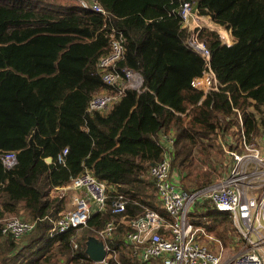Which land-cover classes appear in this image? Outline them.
<instances>
[{
	"label": "trees",
	"instance_id": "16d2710c",
	"mask_svg": "<svg viewBox=\"0 0 264 264\" xmlns=\"http://www.w3.org/2000/svg\"><path fill=\"white\" fill-rule=\"evenodd\" d=\"M88 1L105 13L76 0H0V156H16L11 167L0 157V217L37 220L25 243L7 239L17 250L12 264H44L55 249L69 248L73 228L50 231L61 207L49 193L84 169L114 186L109 205L117 193L127 197L130 219L148 208L163 215L148 170L163 158L165 140L173 139L171 169L185 172L193 154H206V145L214 144L220 119L225 128L236 125L234 109L247 133L258 136L264 124V0H189L234 39L226 44L216 30H199L219 83L207 93L190 83L204 61L187 44L179 16L186 0ZM114 34L124 39L118 69L138 72L142 85L126 88L106 110L89 112L92 95L111 89L96 64ZM209 209L192 222L209 230L215 226L207 218L231 222L228 213ZM112 215L109 208L90 216L76 255L89 260L84 240ZM119 257L122 264H141L127 251Z\"/></svg>",
	"mask_w": 264,
	"mask_h": 264
},
{
	"label": "built area",
	"instance_id": "2783aa9c",
	"mask_svg": "<svg viewBox=\"0 0 264 264\" xmlns=\"http://www.w3.org/2000/svg\"><path fill=\"white\" fill-rule=\"evenodd\" d=\"M77 3L82 8L105 13L95 2L77 0ZM179 16L182 26L189 31L188 46L204 61L201 74L191 80V86L203 93L217 90L219 83L210 67V52L198 37L203 26L201 16L189 0L182 2ZM123 43L122 35L114 34L108 51L99 58L96 67L102 81L111 89L92 95L87 111H104L119 99L126 88L141 87L142 78L138 72L117 67V62L124 55ZM234 111V134H230L225 125L215 130V137L226 159V172L198 190L187 192L172 182L170 161L173 139L165 140L166 152L161 160L150 166L148 175L154 182L157 199L166 215L148 208L142 216L130 221V231L126 234L133 255L139 262L158 260L161 264H264V124L259 135L253 136L244 128L242 113L237 109ZM66 152L63 149L58 155V162L63 160ZM0 157L6 167L16 162L14 152H6ZM68 187L81 190V193L73 196L71 209L58 215L50 230L52 234L85 226L92 214L91 203H95L99 210L108 206L113 214L124 215L126 212L127 197L117 193L109 205L106 182L89 170L84 169L73 177ZM197 204H206L211 209L229 214L236 231L234 244L237 249L228 257L224 258L222 243L213 237L206 225L192 222L190 213ZM36 222V219L4 215L0 217V232L19 238L31 232ZM113 229L114 223L109 221L98 231V235L108 239ZM212 243L219 246L214 249ZM73 245L77 246L76 242ZM105 251L106 257L89 264H121L117 259L118 253L110 244L105 245Z\"/></svg>",
	"mask_w": 264,
	"mask_h": 264
},
{
	"label": "crops",
	"instance_id": "0c3cea01",
	"mask_svg": "<svg viewBox=\"0 0 264 264\" xmlns=\"http://www.w3.org/2000/svg\"><path fill=\"white\" fill-rule=\"evenodd\" d=\"M200 16H201L200 21L202 22L203 26L209 27L211 29H213V28L217 29L218 27H222V26L214 23L211 20L209 15H200ZM216 31L219 33L221 41H223V43L228 44V42H229L228 40H229L230 36L228 38H226L228 40H225L226 35H224L220 30H216ZM226 33H227V31H226ZM231 41L232 40L230 39V43H231ZM219 124H220V122H219ZM214 141L217 142V138L215 136H214ZM170 149H172V147H170ZM86 170H88V169H86ZM183 175H184V172L171 169L170 177H171L172 182L174 184L180 186L182 189H183V187L181 185V180H182ZM68 186H69V181L62 186L55 187L49 193L50 197H57L58 198V200H57L59 203L58 205H59V207H61V209H59V211H58V215L62 212H65V211L71 209L73 206V204H72L73 196L76 193H81V190L71 189ZM107 187H108V189H112L114 186H112V185L108 186V184H107ZM159 205H160V202H159ZM160 208H161V205H160ZM91 209H92L91 215H93L96 213L104 212L105 210L107 211V209H109V207L107 206L106 208L99 210V207L95 203H91ZM163 213H164L163 215H166L165 212H163ZM5 214L8 215L10 213H5ZM24 214H23V216H24ZM111 214H113V213H111ZM21 218H23V217H21ZM23 219L28 220V219H33V218L26 215ZM111 219H112V222L114 223V229L110 235V238H108V239L100 238L98 235V231H99L98 230L95 234L91 233V234L87 235L86 239L84 240V245H85L84 246L85 247L84 253L88 257L89 260H85L82 257H79L78 255H76V251L78 249H80L79 245H80V242L82 239V231H83V228H85V227H81V228H73L75 230V234H73L74 238L71 240V244L69 245V248L63 249V250L55 249L53 251V255L49 256L48 260H46L44 264H79L80 261H87L90 263L91 260H90L89 256L86 254L85 250H86V241L91 236L96 237L99 241L103 242L104 248H105L106 244H110V246H112L114 248V250L118 253L117 259H119L120 262H121V259L119 257V254L124 252V251H127L133 258H135V256L133 255V249L128 244L127 239H126V234L129 231V223L132 219H130L126 214H124V215L113 214ZM53 224H54V222H53ZM79 230H82V231L79 232ZM31 232H29V233L31 234ZM29 233L24 234L23 236L17 238V237H14L12 235H4L0 232V257L2 255L4 258H6L5 261L9 264L10 258L14 255V252L15 253L17 252V250L15 249V246L11 247L8 245L7 239H10L15 244L20 245L21 243H23V242L25 243L26 240H28L27 237L30 236ZM10 240H8V241H10ZM73 242H76L77 246H74ZM111 244L116 245V247H114ZM57 252H59V253H57ZM104 257H106V253H105ZM0 264H4L1 261V259H0ZM10 264H12V263H10ZM112 264H115V263H112ZM121 264H122V262H121Z\"/></svg>",
	"mask_w": 264,
	"mask_h": 264
},
{
	"label": "rangeland",
	"instance_id": "374dc122",
	"mask_svg": "<svg viewBox=\"0 0 264 264\" xmlns=\"http://www.w3.org/2000/svg\"><path fill=\"white\" fill-rule=\"evenodd\" d=\"M73 1H75V0H73ZM76 2H77V0H76ZM218 28L217 29L213 28V29L214 30H220L224 35H226L225 40H228L226 38H228L230 36L229 40H228L229 42L227 41L228 44H230V39L232 41H234V39L231 35V31L229 29H226L223 26L218 27ZM226 31H227V33H226ZM232 41H231V43H232ZM203 67H204V64H203ZM101 92H103V91H101ZM250 108L251 107H249L247 110H250ZM262 114H263L262 117L264 120V110L262 111ZM260 124H263V121ZM222 126H223V123L220 119V125H218L217 128H220ZM234 127H236V126H234ZM234 127L229 128V132L232 135L235 132ZM254 136H256V135H254ZM192 156H193L192 162L187 163L189 165H188V167L185 168V170H184L185 172H184V175H183L182 180H181V185H182V187L184 186L185 189L189 188L190 191L198 190V189L212 183L214 180L218 179L219 177L223 176V174L226 172L227 167H226V164L224 163V161L226 160L224 157V152H223L221 145H219L218 142H216V141L212 145H210V144L206 145V154L200 155L198 153H195ZM206 181L207 182L210 181V182H208L206 185H204V183H206ZM190 191H188V192H190ZM193 208L191 210L192 212L190 213L191 220H194V219L197 220V218L201 219L202 217L205 216V215H203V213L206 210H210L209 206H207L206 204H197ZM144 213H145V211H144ZM143 214L137 216L136 218L142 216ZM205 217H207V216H205ZM207 219L209 221L208 226H210V225L215 226L213 228L214 231L211 230L212 235H213V237L219 239L220 242L222 243L224 258L228 257L237 249V246L234 244V241H233V238H235V236H236V231H235L233 224L231 222H228L227 220H225L222 217L217 219V220H220L222 222L212 221L209 218H207ZM80 231H82V230H79V232ZM212 246L214 249H216L219 245L212 243ZM57 253H59V252H57ZM125 253H126V251H125ZM136 261H138V260H136ZM138 263H141V262L138 261ZM79 264H89V262L80 261ZM141 264H146V263H141ZM147 264H161V263L158 260H153Z\"/></svg>",
	"mask_w": 264,
	"mask_h": 264
},
{
	"label": "water",
	"instance_id": "95a60500",
	"mask_svg": "<svg viewBox=\"0 0 264 264\" xmlns=\"http://www.w3.org/2000/svg\"><path fill=\"white\" fill-rule=\"evenodd\" d=\"M51 157L46 158L47 162H51ZM86 254L91 261H100L104 257L106 251L103 242L99 241L96 237H89L86 241Z\"/></svg>",
	"mask_w": 264,
	"mask_h": 264
}]
</instances>
